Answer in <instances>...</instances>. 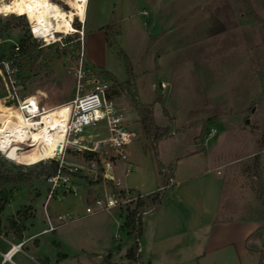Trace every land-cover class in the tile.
Segmentation results:
<instances>
[{
	"label": "rangeland",
	"instance_id": "1",
	"mask_svg": "<svg viewBox=\"0 0 264 264\" xmlns=\"http://www.w3.org/2000/svg\"><path fill=\"white\" fill-rule=\"evenodd\" d=\"M8 1L0 0L1 7ZM52 1L70 9L64 0ZM88 2L86 36L76 17L73 25L82 34L59 33L49 41L35 39L25 17L4 16V10L0 11V68L5 67L2 62L13 67L11 74L0 72V131L13 135V118L24 129L15 116L19 102L10 100L8 88L20 100L31 98L26 102L33 106L30 111L38 107L36 98L49 111L71 106L78 89L82 87L81 94H85L96 81L110 86L108 99L124 115L128 102L138 112L143 105L155 104L156 124L180 134L164 143V154L172 147L181 154L187 149L195 151L199 148L184 145L197 141V134H210L217 128L207 149L227 174L225 208L256 209L261 221L257 241L264 264V0H158V5L148 0ZM124 56L132 65V79ZM81 73L85 76L80 79ZM162 80L169 81L166 89L161 87ZM40 117L32 120L37 122ZM126 124L149 140V161L157 165L153 144L140 121L137 125L127 118ZM107 134L103 123L87 127L84 133L94 139ZM65 159L87 167L92 158L67 152ZM97 159V177L86 169L76 175L78 197L49 201L46 210L53 216L81 206L71 211L73 221L46 235L41 231L47 226V176L52 173V162L59 159L25 165L0 154V246L3 240L25 242L22 251L27 255L15 258L19 264H25L21 258L31 261L28 246L44 249L43 264L56 257L60 261L59 238L73 254L65 264H74V260L94 264V255L114 242L116 224L130 234L129 205L110 213H86V207L101 197L104 185L119 191L103 179V164ZM239 173L242 179L236 177ZM146 177L134 167L124 176L122 187H137L138 180ZM248 214L249 210L232 219Z\"/></svg>",
	"mask_w": 264,
	"mask_h": 264
},
{
	"label": "crops",
	"instance_id": "2",
	"mask_svg": "<svg viewBox=\"0 0 264 264\" xmlns=\"http://www.w3.org/2000/svg\"><path fill=\"white\" fill-rule=\"evenodd\" d=\"M148 2L151 5L159 4L158 0ZM87 23L88 17L82 25L84 36ZM128 103L125 119L132 118L138 125L139 112L132 110L131 102ZM127 127L130 130L128 124ZM217 132V128L213 127L209 131L210 134H197V141L184 145L186 148H199L195 151L187 149L181 154L177 148L172 147L169 153L164 154L162 152L164 143L180 135L170 134L158 145L155 165L149 161L147 149L150 145L149 140L144 138L142 133L137 134L134 131V142L128 148L130 162L133 169L136 167L138 173H145L147 177L145 180H138L135 185L137 187H122L123 178L128 175L125 173L127 165L118 162L113 170L109 171L115 178V182L110 184L115 185L118 182L119 185L116 187L119 191L129 190L144 197L159 191L164 193V197L158 208L150 209L143 214V233L139 240L134 234L123 232L120 223L116 224L114 242L106 251L94 255V264H130L127 252L137 245L140 264H262V251L254 252L248 248L251 240H259L261 221L255 214L256 209L252 210L246 206L225 208L224 190L227 174L224 165L213 162L211 152L207 149ZM236 177L242 179V174L239 173ZM170 179L172 183L169 182ZM109 188L104 185L99 191L100 195L112 192ZM80 206L81 204H78V207L71 211H78ZM247 210L248 215L239 216L237 220L232 219L234 215ZM115 218L117 220L116 216ZM47 228L48 225L41 233L49 234L46 232ZM3 241L4 246H0L1 253L8 252L12 244H17L12 240ZM44 241L46 240H43L41 245ZM56 241L62 248L63 257L60 256V261L56 257L48 264L70 262L73 254L67 251L63 240L59 238ZM28 249L33 253L29 257L31 261L21 258L23 263L43 264L44 249L42 247L34 249L30 246ZM21 253L27 255L25 251L14 253L13 263L6 264H19L15 258ZM74 261V264L79 263L77 260Z\"/></svg>",
	"mask_w": 264,
	"mask_h": 264
},
{
	"label": "built area",
	"instance_id": "3",
	"mask_svg": "<svg viewBox=\"0 0 264 264\" xmlns=\"http://www.w3.org/2000/svg\"><path fill=\"white\" fill-rule=\"evenodd\" d=\"M15 51L16 55H19L20 46L16 45ZM2 64L5 65V67L0 68V72L2 70L7 74L13 72V67L10 62H2ZM84 76L85 73H81L79 77L81 79ZM168 86V80L161 81V87L163 89H166ZM109 89L110 86L107 84L96 81L93 89L87 91L85 94H81L83 88L80 87L76 98L70 102L72 110L68 123L66 142L57 154L50 158H58L59 164L56 172L47 176L48 194L44 207L48 225L46 232H54L59 227L74 220L73 215L69 213H61L54 216L50 215L46 210L47 204L53 199L63 201L67 199L68 196L78 197L80 192L75 177L81 174L83 169H86L88 173H95V177H97L99 163L95 161L96 158L101 160L103 164L102 176L107 182H115L114 176L109 171L113 170L118 162L126 163V174H130L133 170L128 148L134 142L135 133L128 129L125 115L108 99ZM8 91L10 100L12 102H19L18 108H20V111L25 115L26 119L38 118L48 110L42 106L36 98L38 105L37 112L30 113V107L33 106L31 103L26 102L31 98L26 97L20 100L16 93H11L9 88ZM99 123L105 124L108 133L105 138L94 139L91 135L88 137L84 135L87 127L96 126ZM67 152H73L81 156H91L92 159L89 160L87 167H82L81 165L69 163L65 159ZM169 182L172 183V179H170ZM115 185L118 186L119 183L117 182ZM139 198H144V196L129 190L112 191L96 198L93 203L86 207V213L88 215L103 212L110 213L115 208L122 206L128 207V205L133 204ZM23 245V242L16 245L12 244L8 252H0V264L13 263L12 258L8 256L9 252L15 250L16 254L22 251Z\"/></svg>",
	"mask_w": 264,
	"mask_h": 264
},
{
	"label": "bare ground",
	"instance_id": "4",
	"mask_svg": "<svg viewBox=\"0 0 264 264\" xmlns=\"http://www.w3.org/2000/svg\"><path fill=\"white\" fill-rule=\"evenodd\" d=\"M64 2L69 5V10L63 9L52 0H9L3 7L0 5V11L4 10V16L25 17L35 39L49 41L59 33L82 34V31H77L73 22L76 17L81 23L86 22L88 0ZM71 110L72 106L54 108L46 111L35 122L32 119H23V114L18 109L15 116L24 125V129L13 135L0 131V154L10 161L25 165L52 158L66 142ZM36 112L37 109L30 111ZM32 126L38 128L33 130ZM14 253L15 250L9 252L8 256L13 258Z\"/></svg>",
	"mask_w": 264,
	"mask_h": 264
},
{
	"label": "trees",
	"instance_id": "5",
	"mask_svg": "<svg viewBox=\"0 0 264 264\" xmlns=\"http://www.w3.org/2000/svg\"><path fill=\"white\" fill-rule=\"evenodd\" d=\"M108 32L109 31H106L107 38L109 37L107 34ZM124 58L128 65L129 74L132 79L133 77L132 65L130 64L126 56H124ZM139 116H140L139 121L141 123V126L143 130L145 131L147 137L151 140L155 154L157 156L158 145L163 139L170 136L171 134L170 129L161 128L160 126L156 124L155 119H154V108L151 105L141 106L139 109ZM12 121L14 122L13 124L16 125V128H14L11 131V134H16V133L21 132L22 131L21 126L17 124L15 118H13ZM58 164H59L58 162H54V161L52 162L53 170H52V173H50L49 175L56 172L58 168ZM163 197H164V193L158 191L144 198H139L136 202L129 205L128 214L126 218L127 223H128L127 225L131 229L130 234L133 233L137 240L141 238L142 233H143V222H142L143 214L149 211L150 209L158 208L162 203ZM127 258L129 259L130 264H140V255H139L138 245L128 250Z\"/></svg>",
	"mask_w": 264,
	"mask_h": 264
},
{
	"label": "water",
	"instance_id": "6",
	"mask_svg": "<svg viewBox=\"0 0 264 264\" xmlns=\"http://www.w3.org/2000/svg\"><path fill=\"white\" fill-rule=\"evenodd\" d=\"M248 248L254 252L262 251V248L257 240H251L248 244Z\"/></svg>",
	"mask_w": 264,
	"mask_h": 264
}]
</instances>
